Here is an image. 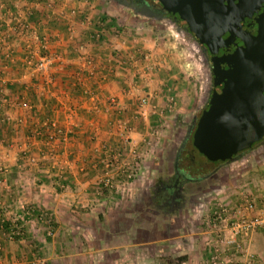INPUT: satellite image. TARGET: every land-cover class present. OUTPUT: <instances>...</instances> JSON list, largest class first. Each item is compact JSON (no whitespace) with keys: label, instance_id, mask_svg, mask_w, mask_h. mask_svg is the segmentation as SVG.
<instances>
[{"label":"crops","instance_id":"crops-1","mask_svg":"<svg viewBox=\"0 0 264 264\" xmlns=\"http://www.w3.org/2000/svg\"><path fill=\"white\" fill-rule=\"evenodd\" d=\"M5 4L10 14L0 6V80L5 79L0 83V198L11 204L22 198L35 208L36 218L21 240L7 239L0 226V264H212L214 250L218 264H264V229L245 231L238 245L228 246L220 240L229 229L211 221L222 203L232 208L248 196L264 204L263 155L262 161L242 153L233 161L211 163L193 150L192 171L200 174L213 165L211 177L218 175L206 197L198 203L201 195H189L186 203L193 206L188 210L185 205L156 206L152 229L166 226L168 232L152 240L142 219V202L164 199L159 187L165 158L157 160L167 142L164 122L170 112L173 118L197 117L211 76L203 87L193 83L179 53L159 46L152 28L137 27L134 37L133 28L124 31L116 19L111 29H95L103 12L115 17L100 0ZM19 18L35 32L30 42L10 28ZM101 34L102 42L94 40ZM42 44L61 56L48 74L33 70ZM118 59L125 64L116 65ZM110 97L116 107L110 106ZM49 119L62 127L65 138L47 141ZM120 121L127 123L129 141L120 135ZM118 144L133 180L111 194L99 193L101 176L124 177L106 171L101 162ZM134 148L142 157L132 166ZM150 176L157 179L154 195L146 191ZM182 214L185 219L177 218ZM170 251L185 259L174 262Z\"/></svg>","mask_w":264,"mask_h":264},{"label":"water","instance_id":"water-1","mask_svg":"<svg viewBox=\"0 0 264 264\" xmlns=\"http://www.w3.org/2000/svg\"><path fill=\"white\" fill-rule=\"evenodd\" d=\"M154 1L184 22L209 56L212 87L188 127L192 145L210 161H233L264 143V0Z\"/></svg>","mask_w":264,"mask_h":264},{"label":"rangeland","instance_id":"rangeland-1","mask_svg":"<svg viewBox=\"0 0 264 264\" xmlns=\"http://www.w3.org/2000/svg\"><path fill=\"white\" fill-rule=\"evenodd\" d=\"M100 2L101 4H103L104 8H106L110 13H113L115 15L116 19H118L117 20L118 23H122L121 27L122 29H124V31L126 30V27L133 28V30L130 31L129 33L133 35L134 37L139 35V30H148V28L154 29V31H156L157 34L159 35V37L157 38V41L159 42L158 45L164 46L165 47L164 49L166 51H169L168 52L169 54H172L173 52L179 53V55L181 56V60L185 62L184 63L185 75H187L189 78H193V83H196L198 86L199 84H202V87H203V83L207 75L211 76L210 64H209L207 57L200 49V46L197 43V40L194 38V36L191 33L187 32L183 27H179L178 25H176L169 18L168 19L167 18H160V19L157 18L156 19L151 16H145L132 9H129V7L121 5L116 0H100ZM137 27H141L142 29L137 30L136 29ZM175 57L178 58L177 55ZM208 86L210 88H208L209 90L207 91L203 105H205V103L207 102L209 98L211 87H212V79H210ZM181 98H182V101H184L183 97H178L177 99L180 100ZM168 116L170 118L167 117L163 125V129H164L163 135H164V138H167V142H164V145L162 146V150H160V153L162 155H158V159H157L159 161V159L161 158L163 159V157L165 158L163 160V169H162L163 170L162 174L165 176H170L172 173V162L174 161V155H175L176 149L180 145L182 137H184L186 133V129L188 128V126L190 125L193 119L190 116V114L189 115L182 114L180 116H177L176 118H173L170 112ZM243 154H246L249 160L251 159L257 160V158H259L258 160L262 161L261 156L263 155L264 157V144L262 145L258 144L248 149L247 151H244ZM153 157L154 159L157 158V156L155 155ZM213 169L214 167L212 165V167H210L208 170L204 169L203 171H200V174L196 173V175H198L199 177L198 180L195 181L196 183L192 181L190 183H186L183 185L182 190L185 193V199L179 205L181 206L185 205L184 207H186L187 210L190 209V207L193 206V203H188V202L186 203V201H189V195L194 194V193L196 194L194 196L195 198L199 197V195H201L200 197H202L199 200L196 199L198 203L203 201V198L206 197V195L208 194V193L206 194V192H209L211 189L208 187V184L211 183L210 181L214 182V178L215 180L216 178H218L217 174L211 177L214 172ZM205 177L206 179L204 180ZM149 178H150L149 182H151V184L149 187H147L146 191H148L147 194L150 193L154 195L155 190H152V188L155 187L156 189L157 186H155L152 182L156 181L157 179L153 178V176H150ZM163 201H164L163 199L160 201H158V199L154 201L153 199L152 202L151 201L149 202V199H146L145 202H142V207L144 208V211L142 213L143 214L142 219L144 220V223L148 225L147 226V229H148L147 236L149 240H152L153 237L155 236H159L158 234L166 235L168 232L167 231L168 229L166 228V226L165 228L162 229V231H154L152 229L153 226L155 225V220H154L155 210H156L155 207L162 206V205L167 207V205H165L164 204L165 202ZM174 206H178V205L174 204ZM183 214L180 216L178 215L177 218H179L180 220L185 219L184 217L185 215ZM161 215L162 213H160V217H163V216H166L167 214L163 213V216ZM212 219L213 218L211 216V221H213ZM170 227H172V225H170ZM228 229H229V232L227 235L229 236L231 234V229L229 227ZM168 248L170 249V247ZM147 252L151 253L152 249L148 248ZM172 255L173 253L172 251H170V256H169L170 259L173 258L172 260L174 262H177L176 257H173ZM162 262L165 263V260ZM169 262H171V260H169Z\"/></svg>","mask_w":264,"mask_h":264},{"label":"built area","instance_id":"built-area-1","mask_svg":"<svg viewBox=\"0 0 264 264\" xmlns=\"http://www.w3.org/2000/svg\"><path fill=\"white\" fill-rule=\"evenodd\" d=\"M33 1L35 6H38L39 3H43V1L47 0ZM0 6L4 8L3 11L7 12V14L9 13V7H6L4 0H0ZM10 28H12L15 32H19L28 42L34 39L35 32L29 27V24L25 22V20L20 18L15 19L13 25L11 26L10 24ZM70 29H72V27H70ZM47 50V45L42 44V50L40 49L38 51L35 58L33 70L39 74H48L54 65L60 61V54H54ZM32 58V56L28 55L27 62L32 63ZM124 62V60L118 59L116 65L121 67V65L125 64ZM4 82L5 79L0 80V83L3 84ZM139 101L140 104H144L146 102V98L141 97ZM108 102L110 106L116 107L118 105L117 100L114 97H110ZM171 103H173L172 98ZM47 125V141H53L56 138L63 139L66 137L65 131L54 119H49ZM117 126L124 141H129L130 137H128V133L125 132L127 123L125 121H120L118 122ZM122 154L123 148L120 144H118L114 149L108 148V154L106 157L101 159L106 171L110 169L112 172H122L124 173V177H113L111 174L101 176L98 181L100 186L97 187L99 193H102L104 189L103 192L106 191L108 194H111L133 180L134 172L132 169H130L129 164L124 161ZM130 155L134 161L132 166L137 165L142 157L141 152L134 148L130 151ZM30 160L33 161V159ZM41 217L42 214H40V218ZM35 218V208L28 202L23 201L22 198L17 200L14 204L5 203L2 198H0V226L2 228V233L7 239H23L27 224L35 220ZM212 218V224L214 226L220 225L221 227H229L231 229V234L228 237H223L220 240V243L226 244L228 246H236L238 245L237 237L239 234L258 227L264 229V204L258 205L255 199L244 196L241 201L236 203V205H234L232 208L229 207L228 204H220L219 207L214 210ZM211 261L212 264H218V255L216 250L213 251Z\"/></svg>","mask_w":264,"mask_h":264},{"label":"flooded vegetation","instance_id":"flooded-vegetation-1","mask_svg":"<svg viewBox=\"0 0 264 264\" xmlns=\"http://www.w3.org/2000/svg\"><path fill=\"white\" fill-rule=\"evenodd\" d=\"M116 1H118L121 5L129 7V9H132L138 13L141 9L140 7L146 5L148 8H150L153 11V14L147 15V16H151L156 19L157 18L158 19L160 18L168 19L169 18L176 25H178L179 27H183L187 32L191 33L190 31L186 29V25L184 22L174 19L172 16H170L167 12L163 10L162 5L157 1H154V0H116ZM158 15H160V17H158ZM200 49L202 50L201 46H200ZM202 52L205 54V56L207 57L209 61V56L203 50ZM189 126L193 127L192 121ZM261 141L262 140L254 142L252 147L258 144L260 145L264 144ZM248 149L243 150L241 154L244 151H247ZM193 150L194 149L192 146V140H191V137L189 136V130L187 128L184 137H182L180 145L176 149V152L174 155V161L172 162L171 175L160 178V179H164V181H163L162 187H159L160 188L159 193L161 192L160 195H163V198H164L163 202H165L164 204L167 206L174 205V204L179 205L185 199V193L182 190L183 185L186 183H190L192 181L194 182L199 178L198 175H196V172L192 171L193 169L191 168L193 164L191 165L190 161L193 162V158L191 157L190 154L192 153ZM217 161L218 160L214 162H217ZM209 162L211 161L209 160ZM224 162L226 161L219 160L218 163H224ZM206 163L207 162H205V164Z\"/></svg>","mask_w":264,"mask_h":264},{"label":"trees","instance_id":"trees-1","mask_svg":"<svg viewBox=\"0 0 264 264\" xmlns=\"http://www.w3.org/2000/svg\"><path fill=\"white\" fill-rule=\"evenodd\" d=\"M115 20H116V17L108 14V12H103L97 22V24L95 25V29L97 30H100V31H103L104 29L105 30H108V29H111L112 26H114L115 24ZM174 20V19H173ZM103 29V30H102ZM103 34V33H102ZM102 34L100 36L99 39L95 38L94 40L98 41V42H102ZM93 35V32L92 34ZM194 36V35H193ZM195 38V37H194ZM196 39V38H195ZM193 146V145H192ZM193 149L197 151V149L193 146ZM198 152V151H197ZM199 153V152H198ZM202 157H204V155H202L201 153H199ZM206 159V157H204ZM207 161H209L208 159H206ZM219 162V160L217 161ZM177 260L181 261V260H184L185 257L182 256V257H179V258H176Z\"/></svg>","mask_w":264,"mask_h":264}]
</instances>
